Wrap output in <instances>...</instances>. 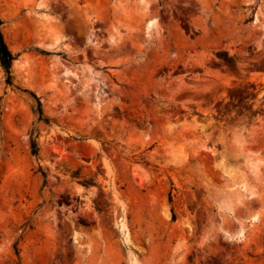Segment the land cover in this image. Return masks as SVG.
<instances>
[{
	"label": "rangeland",
	"instance_id": "1",
	"mask_svg": "<svg viewBox=\"0 0 264 264\" xmlns=\"http://www.w3.org/2000/svg\"><path fill=\"white\" fill-rule=\"evenodd\" d=\"M0 19V264H264V0Z\"/></svg>",
	"mask_w": 264,
	"mask_h": 264
},
{
	"label": "trees",
	"instance_id": "2",
	"mask_svg": "<svg viewBox=\"0 0 264 264\" xmlns=\"http://www.w3.org/2000/svg\"><path fill=\"white\" fill-rule=\"evenodd\" d=\"M1 24H2V21L0 19V58H1L2 65L6 71V74H7L6 82L8 84H12L13 83V77H12V73H11V66H12V61L14 59V55L12 54V52L10 51V49L8 48V46L4 40V36H3L2 30H1ZM34 97L36 99L35 111L37 112L39 119L43 120L45 122H49V118H47L43 113L42 104L40 102V99L38 97H36L35 95H34ZM31 148H32V153L34 155H37L38 151H39V143L35 137H33L31 139ZM43 174L45 175V172Z\"/></svg>",
	"mask_w": 264,
	"mask_h": 264
}]
</instances>
